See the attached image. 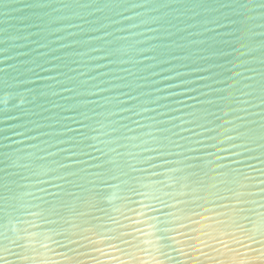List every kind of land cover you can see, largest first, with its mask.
<instances>
[{
	"label": "water",
	"instance_id": "water-1",
	"mask_svg": "<svg viewBox=\"0 0 264 264\" xmlns=\"http://www.w3.org/2000/svg\"><path fill=\"white\" fill-rule=\"evenodd\" d=\"M262 173L264 0H0V264H264Z\"/></svg>",
	"mask_w": 264,
	"mask_h": 264
},
{
	"label": "snow or ice",
	"instance_id": "snow-or-ice-1",
	"mask_svg": "<svg viewBox=\"0 0 264 264\" xmlns=\"http://www.w3.org/2000/svg\"><path fill=\"white\" fill-rule=\"evenodd\" d=\"M264 174V173H262ZM245 179H251L250 177H245ZM102 183L104 184H108V181L107 180H104L102 181ZM259 192L258 193H254V192H249L248 195H257V194H260L261 195V198L264 199V180H261L259 181ZM133 191H135V189H132ZM228 191H232L231 188L228 189ZM69 195H73L72 193H69ZM94 196L96 198V201L98 202H103L106 197L108 196V193L106 190H98L94 193ZM239 198V197H238ZM241 203H247V201H244V200H240ZM186 207L184 209H181V211L184 213V218L185 219H188V220H191V216L192 215H195L196 213L193 212L192 210V207L190 206L193 202L192 201H185L184 202ZM92 206L93 207H98L100 211L104 212L105 209L100 207L99 203H92ZM224 207H227V205H224ZM244 211L243 208H234L233 211ZM55 211V210H54ZM56 214L58 215L59 213L56 212ZM105 215H108L106 212H105ZM108 218L110 220H112L113 223H118L112 216H108ZM95 219H97L98 221H100V223L97 225V228L98 229H101V231H98L97 234L104 237V242L105 243H108L111 247H115V248H118L119 249V243H124V244H127L129 246H132V241L131 239H129V237L131 236L130 233L128 234H123V233H120L118 230L116 229H107V233H110V234H106L105 231H103V229L106 228V226L103 224V221H102V218L101 217H95ZM185 228L188 227V225H184ZM185 235H187V233H185ZM164 240H168V239H171L170 237H167V236H164L163 237ZM166 246H169L170 245H166ZM100 250V249H98ZM120 250H123V249H120Z\"/></svg>",
	"mask_w": 264,
	"mask_h": 264
}]
</instances>
